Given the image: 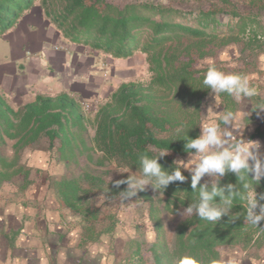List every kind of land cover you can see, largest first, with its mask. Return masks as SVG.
<instances>
[{
	"label": "trees",
	"instance_id": "16d2710c",
	"mask_svg": "<svg viewBox=\"0 0 264 264\" xmlns=\"http://www.w3.org/2000/svg\"><path fill=\"white\" fill-rule=\"evenodd\" d=\"M47 4V0H41L39 5L34 0H0V35L15 26L24 12L41 10L69 42L103 53L113 63L130 58L135 51L144 53L150 79L145 84L121 82L96 110L91 137L80 100L68 93L39 94L34 101L16 110L0 94V142L5 136L14 138V147L18 148L44 134L51 146L57 141L56 151L65 163L77 164L78 155L83 152L99 151V162L114 161L138 173L141 154L153 156L169 151L159 163L166 169L171 168L174 156L187 155L183 139L200 134L201 105L212 92L203 84L204 73L192 66V51L203 57L207 55L206 50L233 41L241 33L249 36V31H255L249 17L236 13L221 23L213 11L186 12L148 1H133L122 7L105 0H50L51 6ZM216 94L224 108L233 111L232 96ZM90 159L87 155V160ZM182 174L187 179L170 183L164 192L152 188L160 195L157 200L146 188L133 196L149 203L150 218L158 232L150 247L151 264H171L172 258L181 254L205 261L215 259L221 264L222 247L246 248L254 243L260 224L255 227L247 223L243 202L237 199L230 214L219 221L189 215L176 225L173 240L168 244L161 236L159 212H177L197 198L191 189L190 173L182 170ZM115 181L106 187L101 176L82 171L60 178L54 187L63 205L92 219L95 215L90 217L85 205L92 190L102 191L111 198L126 197L121 191L127 185L117 188ZM205 182L211 183L203 178L200 183ZM248 182L257 193H264V178L258 185L255 180ZM229 183L238 184L232 173L221 179L220 186ZM158 200L161 207L156 205Z\"/></svg>",
	"mask_w": 264,
	"mask_h": 264
},
{
	"label": "rangeland",
	"instance_id": "374dc122",
	"mask_svg": "<svg viewBox=\"0 0 264 264\" xmlns=\"http://www.w3.org/2000/svg\"><path fill=\"white\" fill-rule=\"evenodd\" d=\"M133 1L163 3L186 12L213 11L216 12V18L221 23L227 22L233 13L252 20L255 31H249V36L241 33L233 41H226L216 48L206 50L207 55L203 57H198V53L192 51L194 57L192 66L205 73L212 63L224 73L248 77L250 85L257 89L258 95L242 97L239 101L232 97L233 111L238 112L242 117L241 125L244 128L242 132L245 139L254 140L262 136L264 112L258 115L259 110L255 111V106L264 102V0H105L119 7ZM34 2L36 5L41 4V0ZM47 3V6H51L50 0H47ZM114 66L112 69L116 71L113 74L116 79L110 84L113 85L114 90L121 82L139 81L145 84L150 79L146 55L139 51H135L130 58L116 61ZM110 69L111 67L107 69L108 75L112 73ZM213 96L219 106L216 110L226 109L216 93L209 94L201 105V123L206 118L207 107L214 104ZM4 99L14 110L21 107L9 98ZM78 100L86 115L88 135L91 137L95 126V112L108 99L93 97ZM15 140L5 136L4 141L0 142V157L7 163L6 165L0 162V238L2 233H8L7 228L13 222H11L13 218L9 219L5 211L19 201L18 204L22 203L23 206V203H26V206H30L31 209L36 208L39 213L48 212L51 222L61 224V228L65 231L63 238L59 240V246L61 249L76 247L77 264H151L150 247L158 232L155 229V222L150 218L147 201L139 197L111 198L102 191L92 190L85 204L90 211L89 216L95 215V218L90 216L92 218L90 219L85 214L75 212L63 205L54 187V183L60 178L77 175L82 171L101 176L107 187L112 181L127 177V173L121 174L116 171L117 169L123 171L125 167L118 166L114 161L99 162L101 153L91 150L78 155L77 164L65 163L56 151L57 141L51 146L44 134L34 142L18 148L14 147ZM87 155L91 157L89 161ZM174 157L175 160L188 159L187 155ZM203 179L212 180L207 175ZM84 186L87 187V184ZM146 190L156 200L160 197L155 194L151 186H147ZM155 202L161 207L159 200ZM183 210L181 208L177 212L162 211L158 214L162 228L161 236L168 244L173 240L176 225L189 216ZM29 211L30 208L27 212ZM260 227L264 228V221L260 222ZM262 228H257L254 243L246 248L241 245L222 247L221 264H225L229 257H234L239 264H243L245 260L252 264H264V229ZM247 256L249 260L245 258Z\"/></svg>",
	"mask_w": 264,
	"mask_h": 264
},
{
	"label": "crops",
	"instance_id": "0c3cea01",
	"mask_svg": "<svg viewBox=\"0 0 264 264\" xmlns=\"http://www.w3.org/2000/svg\"><path fill=\"white\" fill-rule=\"evenodd\" d=\"M113 65L103 53L69 42L41 10L24 12L0 35V94L18 106L39 94L68 93L82 100L107 97L114 90ZM253 141L260 142L264 153V133ZM18 202L5 211L13 222L8 233L1 234L0 264H77L76 247L59 246L65 231L61 224L51 222L48 212Z\"/></svg>",
	"mask_w": 264,
	"mask_h": 264
},
{
	"label": "clouds",
	"instance_id": "9594fccd",
	"mask_svg": "<svg viewBox=\"0 0 264 264\" xmlns=\"http://www.w3.org/2000/svg\"><path fill=\"white\" fill-rule=\"evenodd\" d=\"M203 84L212 93H227L237 101L242 97L258 95L257 89L250 85L248 77L224 73L212 63L203 75ZM218 108L214 97V104L207 107L206 118L199 125L200 134L196 138L187 135V138L183 139L187 160H174L171 168L166 169L159 160L168 155L169 151H161L153 156L141 154L140 174L137 175V171L133 172L132 168H125L123 171L117 169V172L128 175L126 179L115 181V186L118 188L121 184L127 185V189L121 191L126 198L135 196L147 186L158 192L162 189L164 192L170 183L184 182L187 178L182 174V170H187L191 176L192 192L197 194V198L184 208V212L216 222L222 216L229 215L233 201L239 199L243 202L247 223L258 227L260 222L264 221V203H261L264 201V193H257L254 185L248 181L255 180V185H258L264 178V153L259 151L261 144L243 137L242 117L238 112L227 109L217 111ZM256 110H259L258 115L264 112V102L257 103ZM227 173L237 177V185L229 183L220 186L221 179ZM206 175L212 178L211 183L201 184ZM171 264H218V261H205L189 254H181L173 257ZM225 264H238V261L229 257Z\"/></svg>",
	"mask_w": 264,
	"mask_h": 264
}]
</instances>
